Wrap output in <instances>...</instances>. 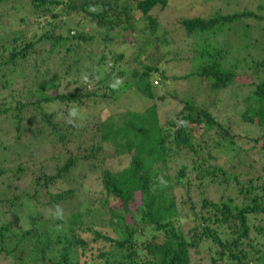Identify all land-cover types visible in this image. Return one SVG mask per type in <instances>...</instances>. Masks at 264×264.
<instances>
[{
  "label": "trees",
  "instance_id": "trees-1",
  "mask_svg": "<svg viewBox=\"0 0 264 264\" xmlns=\"http://www.w3.org/2000/svg\"><path fill=\"white\" fill-rule=\"evenodd\" d=\"M253 2L222 13L203 1L169 53L173 30L159 34L152 11L173 0H0V148L31 146L0 166L7 264H264V0ZM171 61L190 68L171 75ZM184 81L189 93L168 91ZM130 90L151 103L121 105ZM168 98L180 109L161 117ZM107 152L126 167H100ZM76 169L100 186L46 219L36 205L59 210L82 185Z\"/></svg>",
  "mask_w": 264,
  "mask_h": 264
},
{
  "label": "rangeland",
  "instance_id": "rangeland-1",
  "mask_svg": "<svg viewBox=\"0 0 264 264\" xmlns=\"http://www.w3.org/2000/svg\"><path fill=\"white\" fill-rule=\"evenodd\" d=\"M173 1H175L174 5H169L167 8H165L161 12H158L157 11L158 9H155L154 11H152V13L158 15V17L160 18V20H159L160 21V28L158 30L159 34L162 33V31L164 29H166L168 31L173 30L171 32V34H169V38H168V41L171 42L168 45L169 53L172 52L173 49H175V48H183V45H181V42L179 41V40L182 41V35L180 33L177 35V30H175V26H177V24H178L177 22L186 16H192L193 14H195V12L199 11L202 8H204V10L206 12H207V10L211 9V6H209L207 3L203 4L202 3L203 1L212 2L213 3L212 8L213 9H215V8L220 9V11L222 13H228L234 9V4H233L234 0H229L230 2H226V0H183V1L173 0ZM253 1L254 2L251 5L252 7L255 5V3L258 0H253ZM192 2L194 5L193 9L188 10L187 4L192 3ZM194 2H196V3H194ZM139 25L142 26L143 23L139 22ZM234 31H236V33H233ZM237 32L238 31L236 30V28H234L233 31L228 32L226 34L227 38L229 40H231L232 42H238ZM177 39H179V40H177ZM117 42L120 43L119 40ZM118 43H116V42L112 43L111 47L115 48L119 53L123 52V51H125L128 55L131 53L129 44H120V45L116 46ZM133 66H134V64H131V65L125 64V63L123 64V67H127V68H132ZM135 66H137V65L135 64ZM165 67L171 75H175V76L183 75L184 72L188 71V68H190V67L187 68V66L185 64L184 65L180 64V63L178 64V63H174L172 61L166 63ZM157 78H158V76L154 77V79H157ZM181 87L183 88V89H181L183 92L189 93L188 90H191L189 83L184 81V82H174L173 85H171L168 88V91L173 92L172 89H175V88L180 89ZM203 96L205 98L206 95L201 92L199 97H203ZM118 100H119V103L121 105H125L127 107L130 106V107L134 108L135 110H139V108H142L143 106L145 107L151 103V101H149V100H146V101L143 100L139 95L135 94L131 90L121 94L119 96ZM110 107H111V105H110ZM51 108H53V107L50 106L49 109H51ZM95 108L100 109V114H105L104 113L105 111L102 110V108H104V107L96 106ZM179 109H180V105H178L173 98H168L164 101L162 110H160L161 117H163V113H165V112L175 113ZM219 109H221V107H219ZM221 111H223V109H221ZM24 143L25 142H23L21 144L20 143L9 144L6 146L7 148H0V166L1 165H4V166L15 165L11 160V159H14V155L16 158V154H13L14 151L25 154L28 157L29 156L28 155V149H30L31 146L28 147L27 144H24ZM28 145H30V144H28ZM43 151H45L46 155L49 152L51 153L52 152L51 146L47 145ZM38 157H41V155ZM127 163H128L127 157L120 159L118 155L112 156L110 153L107 152L105 164L102 163L100 165V167L103 168L106 166V167H108V169H111V170H119V169L126 167ZM85 165H87V164H85ZM80 171H81L80 169H76L75 171H73L74 174H72V175H75V177H77L78 181H80V184H82V185L79 188H77V186L74 187L73 197L67 198L65 202L61 201L59 203V205H61L59 210L49 211V209L47 210L46 207L41 208L40 205H36L38 211L42 212V215L46 219L55 220L56 216L69 215L72 212V210H75L79 205H86V203L89 200V197L91 195V192L94 191L95 188H98L100 186V179H99L98 171L90 174L87 178V182L84 181L80 177ZM32 179H33V177H31L29 175L27 177H25L21 181V187H22L21 190L25 186H27L28 184L31 185ZM2 181H5V182H2ZM11 181L6 180V178H4V179L0 178V191L3 189V187L8 182H11ZM67 188H68V186L62 185V187L57 188L56 191L60 192L61 190L67 189ZM43 194H44V192H43ZM209 195H212V193H209ZM42 200H43V198H42ZM43 201L46 202V200H43ZM4 263L7 264V262H5V260L0 257V264H4Z\"/></svg>",
  "mask_w": 264,
  "mask_h": 264
},
{
  "label": "built area",
  "instance_id": "built-area-1",
  "mask_svg": "<svg viewBox=\"0 0 264 264\" xmlns=\"http://www.w3.org/2000/svg\"><path fill=\"white\" fill-rule=\"evenodd\" d=\"M156 83V82H155Z\"/></svg>",
  "mask_w": 264,
  "mask_h": 264
}]
</instances>
